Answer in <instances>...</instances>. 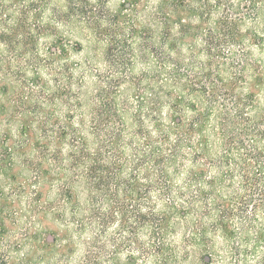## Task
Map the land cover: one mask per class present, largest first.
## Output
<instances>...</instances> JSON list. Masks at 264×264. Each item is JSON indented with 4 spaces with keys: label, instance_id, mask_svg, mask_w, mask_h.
I'll list each match as a JSON object with an SVG mask.
<instances>
[{
    "label": "trees",
    "instance_id": "16d2710c",
    "mask_svg": "<svg viewBox=\"0 0 264 264\" xmlns=\"http://www.w3.org/2000/svg\"><path fill=\"white\" fill-rule=\"evenodd\" d=\"M110 1L0 0V264H264V0Z\"/></svg>",
    "mask_w": 264,
    "mask_h": 264
},
{
    "label": "rangeland",
    "instance_id": "374dc122",
    "mask_svg": "<svg viewBox=\"0 0 264 264\" xmlns=\"http://www.w3.org/2000/svg\"><path fill=\"white\" fill-rule=\"evenodd\" d=\"M117 1H118V0H111V1H110V3H111V4H110V7H114V6L116 5ZM136 70H137V67H136ZM136 72H138V70H137ZM0 184H2V186H5V185L8 186V184L5 183V181H0Z\"/></svg>",
    "mask_w": 264,
    "mask_h": 264
}]
</instances>
